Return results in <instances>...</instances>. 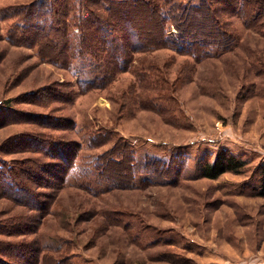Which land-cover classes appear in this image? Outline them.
Listing matches in <instances>:
<instances>
[{"label":"rangeland","instance_id":"1","mask_svg":"<svg viewBox=\"0 0 264 264\" xmlns=\"http://www.w3.org/2000/svg\"><path fill=\"white\" fill-rule=\"evenodd\" d=\"M32 1L0 0V105L70 119L68 129L47 131L80 143V163H90L121 137L129 140L136 178L131 184L114 173L123 185L106 189L94 182L92 169L77 168L57 192L39 188L53 200L36 233L0 240L39 239L45 257L39 264H264V197L246 188L254 167L264 162V33L224 12L220 19L235 31L228 50L201 60L170 47L138 50L112 82L84 92L72 69L9 39L17 18H6L5 10ZM171 1L202 0H160L164 10ZM147 82L158 83L157 89ZM38 90L39 97L52 90L73 94L32 100ZM102 128L115 134L90 147V134ZM25 131L45 130L20 122L1 127L0 155L15 163L53 161L39 153H9L6 141ZM221 147L249 159L244 171L200 177L198 159ZM178 152L189 158L177 182L141 186L143 177L154 176L141 166L145 154L169 158ZM23 210L28 212L0 196V223Z\"/></svg>","mask_w":264,"mask_h":264},{"label":"trees","instance_id":"2","mask_svg":"<svg viewBox=\"0 0 264 264\" xmlns=\"http://www.w3.org/2000/svg\"><path fill=\"white\" fill-rule=\"evenodd\" d=\"M216 2L221 5L214 7L206 0L196 4L171 1L164 10L167 3L164 1L163 5L160 0H34L6 9L4 16L17 18L9 31L13 43L36 47L43 60L72 69L78 75V86L85 92L112 82L117 72L130 67L133 54L138 50L170 47L196 60L228 50L235 40V31L220 19L224 12L237 13L246 26L264 33V0ZM157 87L158 83L154 89ZM41 92H31L32 100L55 95L70 99L73 94L52 90L39 97ZM69 121L51 114L27 113L8 104L0 105V128L20 122L45 130L25 131L8 139L4 145H9V153H39L53 160L48 163L27 158L28 161L15 163L0 155V196L28 209L1 222L0 235L16 237L36 233L40 219L50 213L53 200L50 195L40 193L39 188L57 192L77 168L92 169L97 173L94 182L106 185V189L123 185L114 173L134 184L136 151L129 140L121 137L114 147L97 154L90 163H80V143L47 131L68 129L65 122ZM114 132L103 128L93 131L89 146L107 143ZM188 158L186 152L171 154L169 158L145 154L141 166L154 176L143 177L141 186L177 182ZM248 162L243 154L221 147L212 155L207 153L200 157L197 171L200 177L217 179L226 172L242 173ZM27 164H34L35 169ZM246 188L250 194L264 197V162L254 167ZM43 250L37 238L2 239L0 254L4 257H0V264H39L45 259L41 257ZM55 264L65 262L55 259Z\"/></svg>","mask_w":264,"mask_h":264}]
</instances>
